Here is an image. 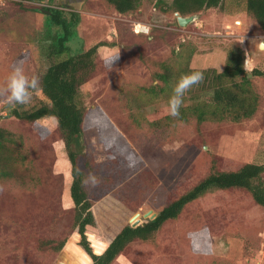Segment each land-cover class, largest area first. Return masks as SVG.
<instances>
[{
    "label": "rangeland",
    "instance_id": "374dc122",
    "mask_svg": "<svg viewBox=\"0 0 264 264\" xmlns=\"http://www.w3.org/2000/svg\"><path fill=\"white\" fill-rule=\"evenodd\" d=\"M172 1L143 0L137 11L122 14L107 0H0V127L22 136L26 156L19 178L0 177V264H91L72 233V166L56 119L24 122L10 114L6 101L14 67L41 80L49 65L46 46L54 32L47 6L79 13L67 42L72 53L109 43L99 46L97 70L82 86L86 154L80 158L106 245L123 226L148 221L213 168L264 164V37H257L256 20L238 0H224L188 15L183 26ZM138 22L155 27L150 37L136 34ZM235 44L245 49V67L248 60L260 95L256 113L241 122L199 121L192 111L184 114L187 119L171 116L168 93L185 69L220 72ZM166 74L167 84L161 77ZM208 94L200 92V99ZM41 98L40 88L34 90L25 108ZM69 233L58 252L42 245ZM112 264H264V207L243 189L209 191L153 239L129 244Z\"/></svg>",
    "mask_w": 264,
    "mask_h": 264
},
{
    "label": "trees",
    "instance_id": "16d2710c",
    "mask_svg": "<svg viewBox=\"0 0 264 264\" xmlns=\"http://www.w3.org/2000/svg\"><path fill=\"white\" fill-rule=\"evenodd\" d=\"M34 1L50 3L53 0ZM107 1L122 14L137 11L143 2V0ZM223 2L224 0H173L170 8L174 12H179L181 16H194L202 10L220 7ZM235 2L237 0L233 3ZM238 2V4L242 3L241 10L246 11L256 20L259 34L264 35V0H238ZM46 9L49 12H46L45 16L48 17L54 33L46 46L49 65L40 80L43 98L31 108L17 105L14 109L9 108V111L12 116L27 123L45 117L56 119V127L72 166L73 180L70 186L73 200L72 233L75 232L78 244L84 250L83 255L91 259V264H112L135 240L153 239L167 221L176 219L188 204L212 190L243 189L258 205L264 207V164L248 162L235 170L213 168L190 190L163 206L158 213L152 214L153 217L151 215L148 221L136 226L130 224L123 226L106 245L99 233L92 209L94 202L91 189L87 186L86 172L80 169V158L86 154L82 138L87 105L82 86L97 70L99 46L109 43H97L85 50L72 53L67 42L75 34L76 25L80 20L79 13L52 6H47ZM154 29L155 27L151 26L148 33L136 31V34L150 37ZM193 53H188L186 59H191ZM245 58V49L235 44L228 49L225 68L220 72L215 68L187 67L186 74L199 70L203 72L204 79L185 93L183 100L185 99L187 103H182L179 117L187 119L184 114L188 111L196 113L199 121L207 118L223 120L230 117L234 122H241L252 117L258 110L260 95L252 86V80L245 67ZM169 75L161 76L165 84L169 81ZM163 89H169L168 85ZM200 92H209V94L202 100ZM171 95L172 92H169L168 96ZM25 158L22 136L0 127V177L19 178L22 172L20 163ZM40 175L42 174L37 172V180L40 179ZM138 220L140 218L133 222ZM72 233L60 240L48 239L42 245L58 252L64 248Z\"/></svg>",
    "mask_w": 264,
    "mask_h": 264
},
{
    "label": "clouds",
    "instance_id": "9594fccd",
    "mask_svg": "<svg viewBox=\"0 0 264 264\" xmlns=\"http://www.w3.org/2000/svg\"><path fill=\"white\" fill-rule=\"evenodd\" d=\"M203 79L204 74L199 70L189 72L179 78L173 88L172 95L168 99V110L171 116L178 117L180 115L185 93ZM40 86L39 76L33 75L29 78L22 67H14L6 83L8 107L14 109L17 105L27 104L31 99L32 92L39 89Z\"/></svg>",
    "mask_w": 264,
    "mask_h": 264
},
{
    "label": "water",
    "instance_id": "95a60500",
    "mask_svg": "<svg viewBox=\"0 0 264 264\" xmlns=\"http://www.w3.org/2000/svg\"><path fill=\"white\" fill-rule=\"evenodd\" d=\"M47 12H49V11H47ZM177 14H178V21H179L180 25H183V26L187 25L188 21H190V18L188 16H181L179 14V12H177ZM261 47H264V43L261 44ZM152 217H153V215H152ZM139 221L140 220L135 221L134 226L138 225Z\"/></svg>",
    "mask_w": 264,
    "mask_h": 264
},
{
    "label": "built area",
    "instance_id": "2783aa9c",
    "mask_svg": "<svg viewBox=\"0 0 264 264\" xmlns=\"http://www.w3.org/2000/svg\"><path fill=\"white\" fill-rule=\"evenodd\" d=\"M135 30L137 32H144V33H148L150 31V27L147 24H143V23H136L135 24ZM248 62V60H247ZM246 62V67L248 66V63Z\"/></svg>",
    "mask_w": 264,
    "mask_h": 264
},
{
    "label": "crops",
    "instance_id": "0c3cea01",
    "mask_svg": "<svg viewBox=\"0 0 264 264\" xmlns=\"http://www.w3.org/2000/svg\"><path fill=\"white\" fill-rule=\"evenodd\" d=\"M257 37H262V38H263V37H264V35H260V34H258V35H257ZM262 43H264V40H263V41H261V44H262ZM261 44H260V45H261Z\"/></svg>",
    "mask_w": 264,
    "mask_h": 264
}]
</instances>
